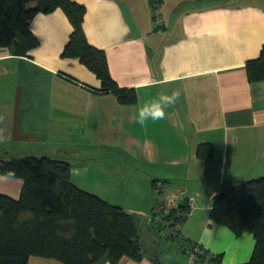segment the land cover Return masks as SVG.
I'll return each mask as SVG.
<instances>
[{"label": "crops", "instance_id": "obj_1", "mask_svg": "<svg viewBox=\"0 0 264 264\" xmlns=\"http://www.w3.org/2000/svg\"><path fill=\"white\" fill-rule=\"evenodd\" d=\"M71 1L86 8L88 43L105 53L111 78L134 89L137 102L124 106L96 92L93 74L61 58L72 32L64 13L38 14L30 26L36 48L25 55L0 48V156L53 157L69 163L77 188L130 201L117 205L142 217L143 258L151 264H188L151 218L157 200L179 195L183 206L199 188L201 204L189 209L180 237L222 255V264L247 262L253 237L234 236L208 212L224 188L264 176V81L250 82L245 66L264 47V0H161L158 24L149 0ZM171 90L179 99L164 120L133 122L139 105ZM200 144L211 145L209 161L196 157ZM89 176L92 183L81 182ZM154 181L162 185L161 198ZM21 187L0 176V194L18 199ZM27 264L61 263L31 257ZM118 264L140 262L124 257Z\"/></svg>", "mask_w": 264, "mask_h": 264}, {"label": "trees", "instance_id": "obj_2", "mask_svg": "<svg viewBox=\"0 0 264 264\" xmlns=\"http://www.w3.org/2000/svg\"><path fill=\"white\" fill-rule=\"evenodd\" d=\"M58 9L72 27L61 58L78 60L93 74L100 83L96 92L114 96L120 105H134L136 91L120 88L110 76L105 53L88 43L83 5L71 0H0V48L21 55L36 48L38 40L30 30L33 19ZM245 66L250 82L264 81V47ZM211 154L210 144H200L195 151L203 161H209ZM70 174L69 163L50 157L0 156V176L22 182L18 199L0 194V264H27L31 257L61 264H118L124 257L142 260L140 230L146 225L142 219L77 188ZM156 185L154 181L152 187ZM156 203L157 208L162 204ZM163 212L162 208L159 221L179 229L190 210L186 204ZM155 216L151 224L157 234L176 245L163 234L165 227L155 223ZM208 217L236 237L244 233L253 237L251 257L242 264H264V176L221 190L212 199ZM206 257L207 253L202 256ZM199 259L197 264L205 260ZM206 264H222V255H211Z\"/></svg>", "mask_w": 264, "mask_h": 264}, {"label": "clouds", "instance_id": "obj_3", "mask_svg": "<svg viewBox=\"0 0 264 264\" xmlns=\"http://www.w3.org/2000/svg\"><path fill=\"white\" fill-rule=\"evenodd\" d=\"M146 86H153L151 84ZM179 99V93L175 90L161 91L157 96L146 100L143 104L136 108L132 117L135 124L140 127H146L148 122H157L166 118V109L173 107ZM162 259L168 260L169 257L165 256ZM195 257L190 255L188 257V264H193ZM140 264H151L147 257L140 261Z\"/></svg>", "mask_w": 264, "mask_h": 264}, {"label": "built area", "instance_id": "obj_4", "mask_svg": "<svg viewBox=\"0 0 264 264\" xmlns=\"http://www.w3.org/2000/svg\"><path fill=\"white\" fill-rule=\"evenodd\" d=\"M150 6H151V10H152V17H153V19L156 20V23L158 24L159 19H162L160 14H159L160 2L158 0H150ZM157 24H156V26H157ZM157 186H159L158 190L163 189L161 183H157L156 187ZM186 202H187L189 209H192L194 207V199L193 198L186 199ZM165 203H166L167 208H169V210L176 209L178 207V200L176 201V199L174 197H170L168 200L165 201ZM155 217H156V219H159L157 216H155ZM163 234L165 236H169V237L173 238V242H175L176 245H178V247L183 252H185V254L187 256V262H188V257L190 255H192L195 257L193 264H197V261H200L199 258L205 259L202 264H206V262L210 256L208 254H207L206 258H202V256H206L207 252L205 250H203L198 244L188 243L185 240H183L180 237V232H179L178 228H175V229L165 228L163 231Z\"/></svg>", "mask_w": 264, "mask_h": 264}, {"label": "rangeland", "instance_id": "obj_5", "mask_svg": "<svg viewBox=\"0 0 264 264\" xmlns=\"http://www.w3.org/2000/svg\"><path fill=\"white\" fill-rule=\"evenodd\" d=\"M149 3H150V0H149ZM159 9H160V6H159ZM47 152H50V151H47ZM46 153V152H45ZM2 153L0 152V155H1ZM52 159H54L53 157H52ZM54 160H57V159H54ZM73 160V159H72ZM104 162H110L111 164H112V169H115V166H113V163L111 162V161H109V160H107V161H104ZM97 172V173H99V171H98V169H97V167H94V170H92V172ZM103 171H105V172H107L108 171V169H103ZM92 177L91 176H89V177H84L83 179H81V182H83V183H92ZM158 188H159V186H157V187H155V191L158 193V196H157V198H161V195H162V190H158ZM85 189V188H84ZM82 190V189H81ZM83 191H85V190H83ZM85 192H88V191H85ZM196 193H200L201 194V196H203V191H201V189H199V188H197V189H195L193 192H191L190 194H189V196H193V197H190V198H193L194 199V202H196L197 203V205L199 204H201V200H199V199H197V197H196ZM174 196V195H173ZM208 194L206 193V195H205V197H206V200H207V198H208ZM120 194H112V195H110L108 198H106L104 201L105 202H107V203H109V204H111V205H113V206H118L117 204H124V206H130L129 205V202L128 201H126V200H121L120 199ZM178 197H180L179 195H175L174 196V198L176 199V201L179 199ZM164 199V198H163ZM103 200V199H102ZM159 201H161V200H159ZM157 202H158V200H157ZM205 202H207V203H209V201L207 200V201H205ZM163 203V206H162V204L158 207V208H156V211H155V214L154 215H156L159 219H156V217H155V223L159 226V228H168V229H170L169 228V226H168V224L165 222V221H159V220H161V216L160 215H158L160 212H161V210H162V208H163V210H164V212H163V214H165V213H167V211L169 210V208H167V206H166V203H164V202H162ZM181 203L179 202V200H178V206L180 205ZM118 207H120V206H118ZM121 208V207H120ZM192 211V210H191ZM148 212H150V209L148 210ZM137 217V216H136ZM139 219L141 220L142 219V217H139ZM156 221H158V222H156ZM142 224V223H141ZM144 225V224H143ZM156 229V228H155ZM155 229H153V231H155ZM162 234V233H161ZM163 235V234H162ZM147 239H146V234H145V230L144 229H142L141 228V230H140V241L143 243V242H145ZM162 240H163V238H162ZM189 243V242H188ZM192 243V242H191ZM210 256V255H209Z\"/></svg>", "mask_w": 264, "mask_h": 264}]
</instances>
